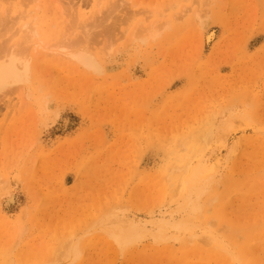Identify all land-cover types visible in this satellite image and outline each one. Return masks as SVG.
Masks as SVG:
<instances>
[{
    "label": "rangeland",
    "instance_id": "374dc122",
    "mask_svg": "<svg viewBox=\"0 0 264 264\" xmlns=\"http://www.w3.org/2000/svg\"><path fill=\"white\" fill-rule=\"evenodd\" d=\"M14 46L0 264H264V0H0Z\"/></svg>",
    "mask_w": 264,
    "mask_h": 264
},
{
    "label": "bare ground",
    "instance_id": "6f19581e",
    "mask_svg": "<svg viewBox=\"0 0 264 264\" xmlns=\"http://www.w3.org/2000/svg\"><path fill=\"white\" fill-rule=\"evenodd\" d=\"M14 48L11 47L8 48L7 50L0 48V91H2L7 85L11 83L22 81V78L24 76V71L27 69L25 56H23L24 59L21 58L22 57L21 54L22 55L25 54L26 58L28 57V54H26V50L22 51L21 53V49H20L21 47L14 46ZM58 48L61 49V46H59ZM59 52L61 54H65V51H63L62 49ZM77 54L80 57H83V62L85 64L87 65L93 64L90 57L85 53L83 54L77 53ZM77 54L70 53L68 55L77 58L78 57Z\"/></svg>",
    "mask_w": 264,
    "mask_h": 264
}]
</instances>
